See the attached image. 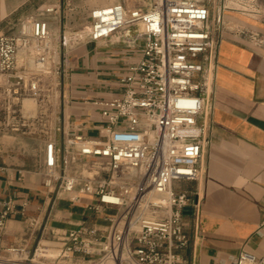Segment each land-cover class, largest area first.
<instances>
[{
	"label": "built area",
	"instance_id": "1",
	"mask_svg": "<svg viewBox=\"0 0 264 264\" xmlns=\"http://www.w3.org/2000/svg\"><path fill=\"white\" fill-rule=\"evenodd\" d=\"M67 5V2H66ZM65 2L21 17L0 32V122L40 141L35 172L43 200L78 205L86 219L50 224V209L28 214V198L0 199V264H186L187 215L197 202L175 182L195 181L207 138L212 71L223 35L224 5L215 0H114L90 9L85 25L56 33ZM141 41L118 78L122 92L84 99L98 111L95 135L60 116V82L70 52L85 42ZM9 77L21 82H10ZM27 97L36 107L23 106ZM25 175L19 172L20 180ZM51 208V207H50ZM22 233L5 242L6 223ZM264 264L241 250L228 263Z\"/></svg>",
	"mask_w": 264,
	"mask_h": 264
},
{
	"label": "crops",
	"instance_id": "2",
	"mask_svg": "<svg viewBox=\"0 0 264 264\" xmlns=\"http://www.w3.org/2000/svg\"><path fill=\"white\" fill-rule=\"evenodd\" d=\"M30 0H0V21L18 14ZM253 14L222 10L223 35L212 71L207 114L198 121L208 125L199 161L200 177L175 182L197 202L187 215L189 245L182 252L186 264H218L234 260L241 250L264 254V0H254ZM142 42H85L70 52L69 66L61 76L60 116L67 122H84L83 132L95 135L101 126L98 111L84 99L109 98L122 92L119 76L127 72ZM35 137L5 130L0 122V199L28 198V214L50 224L74 227L86 219L78 205L43 200L40 176L29 162L19 159L27 140ZM25 175L18 179L19 172ZM51 207V208H50ZM20 216L6 223L5 242L22 231Z\"/></svg>",
	"mask_w": 264,
	"mask_h": 264
},
{
	"label": "rangeland",
	"instance_id": "3",
	"mask_svg": "<svg viewBox=\"0 0 264 264\" xmlns=\"http://www.w3.org/2000/svg\"><path fill=\"white\" fill-rule=\"evenodd\" d=\"M62 1L65 2L63 22H55L52 26L56 33L62 31L63 28L69 31L82 27L87 21V15L90 9L111 3L114 0H30L18 10L17 15L6 17L0 21V32L5 34L15 33L18 26V20L21 17L36 14L43 5L61 4ZM253 1L254 0H215V6L226 5V8H223L224 11L227 10L231 13L243 11L253 14L254 11H256ZM25 143H27L26 150H20V153L18 154L19 159L24 160V162H29V164H32L34 168H36L40 158V141L36 137H30ZM78 216H81L79 209Z\"/></svg>",
	"mask_w": 264,
	"mask_h": 264
},
{
	"label": "bare ground",
	"instance_id": "4",
	"mask_svg": "<svg viewBox=\"0 0 264 264\" xmlns=\"http://www.w3.org/2000/svg\"><path fill=\"white\" fill-rule=\"evenodd\" d=\"M23 106L28 111H33L36 107L35 99L27 97L23 100Z\"/></svg>",
	"mask_w": 264,
	"mask_h": 264
},
{
	"label": "water",
	"instance_id": "5",
	"mask_svg": "<svg viewBox=\"0 0 264 264\" xmlns=\"http://www.w3.org/2000/svg\"><path fill=\"white\" fill-rule=\"evenodd\" d=\"M8 80H9L10 82H21V80H20L19 78H13V77H9ZM185 213H186V214H189V213H190L189 208H186V209H185Z\"/></svg>",
	"mask_w": 264,
	"mask_h": 264
}]
</instances>
